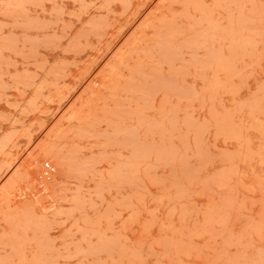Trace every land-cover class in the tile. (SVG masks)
I'll return each mask as SVG.
<instances>
[{"label": "rangeland", "instance_id": "1", "mask_svg": "<svg viewBox=\"0 0 264 264\" xmlns=\"http://www.w3.org/2000/svg\"><path fill=\"white\" fill-rule=\"evenodd\" d=\"M0 264H264V0H0Z\"/></svg>", "mask_w": 264, "mask_h": 264}]
</instances>
